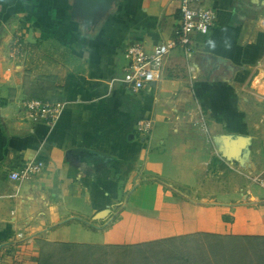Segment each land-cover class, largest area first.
<instances>
[{"label":"crops","instance_id":"0c3cea01","mask_svg":"<svg viewBox=\"0 0 264 264\" xmlns=\"http://www.w3.org/2000/svg\"><path fill=\"white\" fill-rule=\"evenodd\" d=\"M249 1L194 5L217 19L192 36L191 61L173 48L161 80L131 92L125 51L176 42L175 0H116L86 23L73 0H0V264H264V192L252 181L264 141L246 85L264 78V6ZM29 100L64 107L32 123ZM219 134L251 138L243 165L221 158ZM28 161L41 170L11 182Z\"/></svg>","mask_w":264,"mask_h":264},{"label":"built area","instance_id":"2783aa9c","mask_svg":"<svg viewBox=\"0 0 264 264\" xmlns=\"http://www.w3.org/2000/svg\"><path fill=\"white\" fill-rule=\"evenodd\" d=\"M178 4L180 14L179 25L176 31V42L173 44L163 43L155 46L150 53H146L139 44H131L127 47L125 55L128 65L124 68L121 83L131 92H137L151 84L161 80L164 63L170 50L179 48L187 62L191 61L194 49L192 43L193 35L205 36L214 26L217 15L209 9L193 8L203 0H175ZM264 29V20L261 23ZM188 65V72L192 75L195 68ZM63 104H49L40 100H29L24 102V119L32 122H55L62 110ZM139 131L143 134L151 130L150 123H139ZM42 168V164L36 161H28L21 165L17 170H12L8 174L11 182L28 180L37 174ZM252 181L264 192V170L252 177Z\"/></svg>","mask_w":264,"mask_h":264},{"label":"water","instance_id":"95a60500","mask_svg":"<svg viewBox=\"0 0 264 264\" xmlns=\"http://www.w3.org/2000/svg\"><path fill=\"white\" fill-rule=\"evenodd\" d=\"M116 0H73L72 12L77 18H80V14L86 11L87 18L85 23L89 19H100L110 10L113 2ZM248 4H255L264 6V0H250ZM81 19V18H80ZM217 152L227 162H238L243 165L249 157L251 148V138L242 134H219L213 138ZM66 158L74 160L73 152L69 151L66 154ZM76 165H78L76 163ZM85 166V163L79 165Z\"/></svg>","mask_w":264,"mask_h":264},{"label":"rangeland","instance_id":"374dc122","mask_svg":"<svg viewBox=\"0 0 264 264\" xmlns=\"http://www.w3.org/2000/svg\"><path fill=\"white\" fill-rule=\"evenodd\" d=\"M74 17L76 16L74 15ZM254 79L248 81L246 85L249 89L252 86L251 90L254 92V95L256 97V100L252 101V103H254L253 111H254V115L256 116L255 121H258L260 123L261 129H255L253 131L254 133L257 132L259 134L258 136L260 137V140L264 141V94L262 93L264 92V78L259 77L255 80ZM255 81L259 82L260 84L259 88L253 87V83ZM260 162L264 163V158H262ZM138 178L140 179L142 184H159L161 186H173L175 187V189H177L176 185L171 184L169 180L164 179L161 176H149L146 174H140ZM135 199L152 200V201L160 200V198L153 191H148V192L141 191L137 196H135Z\"/></svg>","mask_w":264,"mask_h":264},{"label":"flooded vegetation","instance_id":"af4514ba","mask_svg":"<svg viewBox=\"0 0 264 264\" xmlns=\"http://www.w3.org/2000/svg\"><path fill=\"white\" fill-rule=\"evenodd\" d=\"M87 14H88V13H87L86 11H84L83 13L80 14V16H81L80 18H81V20H82L83 22H85V19L87 18ZM80 18H79V19H80Z\"/></svg>","mask_w":264,"mask_h":264},{"label":"clouds","instance_id":"9594fccd","mask_svg":"<svg viewBox=\"0 0 264 264\" xmlns=\"http://www.w3.org/2000/svg\"><path fill=\"white\" fill-rule=\"evenodd\" d=\"M210 43H212V42H210Z\"/></svg>","mask_w":264,"mask_h":264}]
</instances>
